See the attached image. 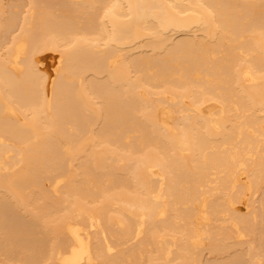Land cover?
Returning a JSON list of instances; mask_svg holds the SVG:
<instances>
[{"label":"bare ground","instance_id":"obj_1","mask_svg":"<svg viewBox=\"0 0 264 264\" xmlns=\"http://www.w3.org/2000/svg\"><path fill=\"white\" fill-rule=\"evenodd\" d=\"M0 264H264V0H0Z\"/></svg>","mask_w":264,"mask_h":264}]
</instances>
